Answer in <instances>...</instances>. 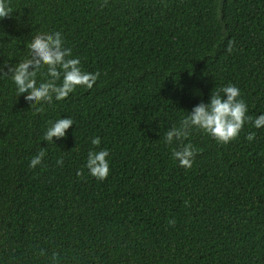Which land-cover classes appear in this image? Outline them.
Instances as JSON below:
<instances>
[{"label":"trees","instance_id":"16d2710c","mask_svg":"<svg viewBox=\"0 0 264 264\" xmlns=\"http://www.w3.org/2000/svg\"><path fill=\"white\" fill-rule=\"evenodd\" d=\"M9 4L0 19V264H264V127L246 123L228 144L193 129L190 169L172 158L180 142H164L228 84L248 116L264 114V0ZM52 31L82 71L100 76L36 111L8 67ZM59 118L73 124L49 143ZM96 136L110 154L103 181L85 166Z\"/></svg>","mask_w":264,"mask_h":264},{"label":"clouds","instance_id":"9594fccd","mask_svg":"<svg viewBox=\"0 0 264 264\" xmlns=\"http://www.w3.org/2000/svg\"><path fill=\"white\" fill-rule=\"evenodd\" d=\"M11 7L9 0H0V19L9 16ZM29 57L14 67H8L11 80L15 85L16 93L23 95L27 102L36 107L37 104L51 102L53 97L56 101L66 99L78 87L92 89L96 84L100 73L86 72L81 69L79 57H73L72 50L65 46V40L60 31H52L47 35L37 34L27 45ZM228 51H232L231 42ZM0 67V73L4 68ZM46 79L38 84L37 77L42 70ZM7 75V73H5ZM59 81V83H57ZM246 102L241 98L240 89L232 84L222 87L219 91H213L208 103L201 102L194 106L187 115L182 118L179 127L173 126L164 134V142L172 145L180 142L178 148L172 149V158L178 161L185 169L193 166L194 157L198 151L188 139L193 129L201 130L211 136L218 143L228 144L238 138L246 123L254 128L264 127V114L255 119L247 115ZM73 124L71 118H59L51 123L44 133L43 139L52 143L53 138H63L66 130ZM255 133L250 132L247 140L252 141ZM94 148H99L101 138H91ZM46 153L41 149L29 162L30 168L41 165ZM63 160L58 159L57 164L62 165ZM86 168L89 174L99 181L106 180L110 174V154L107 148H99L97 151L90 150L87 154ZM174 223V221H169ZM55 254H53V260Z\"/></svg>","mask_w":264,"mask_h":264}]
</instances>
